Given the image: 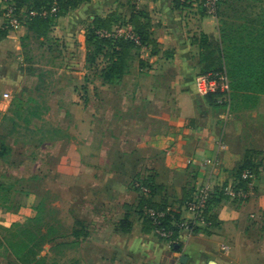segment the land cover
I'll return each mask as SVG.
<instances>
[{
  "label": "rangeland",
  "instance_id": "obj_1",
  "mask_svg": "<svg viewBox=\"0 0 264 264\" xmlns=\"http://www.w3.org/2000/svg\"><path fill=\"white\" fill-rule=\"evenodd\" d=\"M185 4H200V0ZM219 6L223 18L219 27L230 35L244 34L238 25L247 19L264 21V0H220ZM129 11L130 4H117L110 13L113 29H122L114 30L115 37L127 32L124 25ZM56 19L48 29V38L29 33L24 46L20 40L23 79L17 93L25 87L24 101H35L41 115L28 124L19 121L4 140L10 151L0 158V182L10 184L12 194L7 202L10 209L0 205V238L12 222L25 223L26 217L34 215L30 206L41 201L42 219L32 228H57L52 233L56 239L44 243L39 251L38 255L45 257L43 264H131L130 254L123 249L127 238L115 233V224L120 225L128 205L131 216L145 224L137 208L143 197L148 198L149 189L142 186L137 190L131 181L138 172L139 178L145 177L154 160L158 161V150L150 140L166 129L168 121L161 117L176 112L174 63L141 59L145 46L139 45L130 49L122 79L102 83L99 68L103 55L87 62L86 52L92 53L93 46L88 49L85 42L84 55L67 27L62 29L67 36L55 32ZM87 22L85 34L92 25ZM5 125L0 124L1 134ZM207 175L210 178V172ZM77 219L87 226L88 236L71 244L73 228H80ZM258 221L264 231V213ZM209 225L206 219L198 226ZM184 231L188 238L194 229L180 233ZM261 238L264 240V235ZM0 257L2 264H22L4 244Z\"/></svg>",
  "mask_w": 264,
  "mask_h": 264
},
{
  "label": "crops",
  "instance_id": "obj_2",
  "mask_svg": "<svg viewBox=\"0 0 264 264\" xmlns=\"http://www.w3.org/2000/svg\"><path fill=\"white\" fill-rule=\"evenodd\" d=\"M117 4H130L127 18L138 11L146 15L141 21L148 23L155 45H144L141 59L150 63L164 59L174 63L177 73L173 86L176 112L161 117L168 121L166 129L155 133L150 140L159 153L158 161L154 160L150 167L157 187L155 200L181 199L207 178V172L215 184L234 179L236 169L246 158L258 169L254 195L244 201L218 196L213 201L210 226H200L188 238L185 231L181 232L179 241L171 244L155 237L138 217H132L128 205L120 219L128 214L129 224L126 229L115 224L114 230L127 238L123 249L130 254L128 261L131 264H264L261 238L264 231L258 221L264 213V95L249 100L231 96L227 102L215 103L212 96H199L194 86L195 76L201 73L200 38L220 37L221 16L206 13L200 4H176L175 0H86L56 19L55 32L67 36L68 33L62 32L67 27L72 33L68 35L80 43L79 51L83 48L85 55L87 21L92 23L95 16L105 17ZM77 13L80 16L75 20ZM75 21L79 24L77 28ZM25 34L24 26L5 30L0 26L1 114L8 111L22 84L20 40ZM71 100L74 102V98Z\"/></svg>",
  "mask_w": 264,
  "mask_h": 264
},
{
  "label": "trees",
  "instance_id": "obj_3",
  "mask_svg": "<svg viewBox=\"0 0 264 264\" xmlns=\"http://www.w3.org/2000/svg\"><path fill=\"white\" fill-rule=\"evenodd\" d=\"M29 0H6V3L11 4L15 8V12L19 13L20 19H23V26L26 28V34L21 37V46L25 43L23 40L29 37V33H33L36 37L48 38V29L54 23V20L61 15H64L71 9L76 8L81 2L86 0H33L31 4H26ZM219 1L216 5V16H221ZM176 4H182L179 0H175ZM54 8V10H52ZM24 11L21 12L20 10ZM35 11V14L30 15L29 11ZM45 12V14H42ZM113 14L105 17L95 16L92 20V25L87 29L85 34V42L89 46H93V52H86V61L92 63L96 56L103 55L104 63L99 68V74L102 83H112L113 81L122 79L127 71L130 49L139 47L132 39L125 36H102L98 33L99 30L112 31ZM23 17V18H22ZM141 17L146 19V15L142 12H133L128 18V23L132 26L133 32L138 36L140 46L151 45L155 42L149 35L148 23L141 21ZM245 23V22H244ZM239 27L245 32L235 36L230 35L223 28H220V37L213 38L201 36L200 46L202 47V59L200 61V72H218L225 71L229 79V97L241 96L247 100L256 98L259 95H264V21L256 23L253 19H247L245 24H239ZM5 30L8 27H1ZM233 32V31H232ZM50 39V38H49ZM142 64V60L140 61ZM23 73L22 67H20ZM26 88L23 87L19 93H16L10 102L9 111L1 114L0 124L5 125V132L0 133V158H5L10 147L5 143V138L11 135L17 123L23 122L28 124L32 117L39 118L41 111L39 105L35 101L29 104L24 101V93ZM206 97H214V102H218L220 94L210 93ZM31 100V98H30ZM248 169L257 175V166L250 161L249 158L244 159L242 164L236 169L234 179L237 180V186L244 185V180L241 178V172ZM143 178H139V172L135 174L136 179L131 181V185L135 189H140L141 186L149 189L148 198H142L139 202L138 212L143 215L145 225L153 232L151 220L144 213L145 207H153L165 211L162 217L163 225L166 229L172 231L169 238H163L156 235L159 239L171 242L178 239L180 234L179 229L175 226L174 221H178L181 217V206L190 198L193 189L183 195L177 202H168L160 200L157 202L154 194L157 193V187L154 181L152 171H149ZM139 182L135 186V182ZM11 185L0 182V205L6 210L10 209L7 204L9 196L12 194ZM219 197H225L218 186H215L207 201V207L204 211V216L208 221L213 218L211 213L213 201ZM22 206L19 205L18 209ZM34 211V215L26 217L25 223L12 222L7 227V234L0 238V247L6 245L7 249L18 259L22 264H43L45 257L39 256V251L42 245L46 242L54 241L56 238L52 233L57 232L54 226L48 227L46 230H37L32 226L42 219L41 212L44 208L40 201L30 206ZM128 214L120 219L122 229H126L129 224ZM76 224L80 228H73L71 235L73 239L71 244H76L88 236L86 225L82 220L77 219ZM35 226V225H34ZM210 226V225H209ZM200 226H194V230ZM52 234V235H51ZM153 234H155L153 232ZM51 235V236H49ZM64 244H66L64 242ZM74 262V261H73ZM72 262V263H73ZM63 262L62 264H72Z\"/></svg>",
  "mask_w": 264,
  "mask_h": 264
},
{
  "label": "built area",
  "instance_id": "obj_4",
  "mask_svg": "<svg viewBox=\"0 0 264 264\" xmlns=\"http://www.w3.org/2000/svg\"><path fill=\"white\" fill-rule=\"evenodd\" d=\"M182 4L188 3L190 0H179ZM218 0H200L201 7L209 14H215ZM54 10V8H52ZM21 12L24 10L21 9ZM30 15L35 14V11H29ZM45 14V12H42ZM0 19H2L1 27H18L22 26L23 19H20L19 13L15 12V8L6 3V0H0ZM127 32L123 36L128 37L140 45L138 36L133 32L130 24H125ZM116 29V28H115ZM108 32L106 30H99L98 33L102 36H114V30ZM117 28L115 31H121ZM123 33V32H122ZM194 86L199 96H205L210 93H219V103L227 102L229 99V79L225 71L199 73L194 78ZM209 162V160H206ZM241 178L244 180V185L237 186V180L231 179L227 182L215 184L207 177L200 181L193 188L190 198L181 206V217L178 221H174L175 226L179 229L191 230L196 225H201L206 221L204 211L207 207V201L210 193L215 186H218L222 194L231 200L244 201L254 195L256 190V174L245 169L241 172ZM142 187V186H141ZM144 213L147 218L151 220L153 225V232L163 238H169L172 231L164 227L162 217L165 211L153 207H145ZM186 214V215H185Z\"/></svg>",
  "mask_w": 264,
  "mask_h": 264
}]
</instances>
